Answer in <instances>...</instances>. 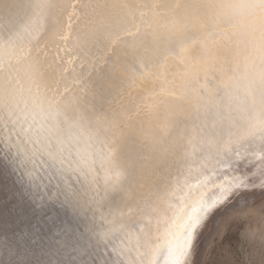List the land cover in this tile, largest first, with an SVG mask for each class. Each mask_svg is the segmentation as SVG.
<instances>
[{
    "label": "snow or ice",
    "instance_id": "obj_1",
    "mask_svg": "<svg viewBox=\"0 0 264 264\" xmlns=\"http://www.w3.org/2000/svg\"><path fill=\"white\" fill-rule=\"evenodd\" d=\"M0 7V264H264V0Z\"/></svg>",
    "mask_w": 264,
    "mask_h": 264
},
{
    "label": "rangeland",
    "instance_id": "obj_2",
    "mask_svg": "<svg viewBox=\"0 0 264 264\" xmlns=\"http://www.w3.org/2000/svg\"><path fill=\"white\" fill-rule=\"evenodd\" d=\"M222 224V225H221ZM227 217L220 223V232L224 231ZM247 228L248 225H244ZM220 232L213 225L209 226L202 237L206 264H239L241 260H251L252 264H259L261 259L259 250L250 257L241 252V228L235 224L228 225L227 234L221 239Z\"/></svg>",
    "mask_w": 264,
    "mask_h": 264
},
{
    "label": "bare ground",
    "instance_id": "obj_3",
    "mask_svg": "<svg viewBox=\"0 0 264 264\" xmlns=\"http://www.w3.org/2000/svg\"><path fill=\"white\" fill-rule=\"evenodd\" d=\"M4 3H8L10 5L15 6V5H19V4L23 3V0H3V3L0 4V5H3ZM20 19H21V17L19 15L18 11H16L15 9H13L12 12L8 13L2 7H0V27H3L4 23H6L7 21L11 20L12 25L14 27L18 28L19 27V23H20ZM132 159L134 161H136L137 163L141 162L136 157L135 150H133Z\"/></svg>",
    "mask_w": 264,
    "mask_h": 264
},
{
    "label": "clouds",
    "instance_id": "obj_4",
    "mask_svg": "<svg viewBox=\"0 0 264 264\" xmlns=\"http://www.w3.org/2000/svg\"><path fill=\"white\" fill-rule=\"evenodd\" d=\"M3 3V0H0V4H2Z\"/></svg>",
    "mask_w": 264,
    "mask_h": 264
}]
</instances>
